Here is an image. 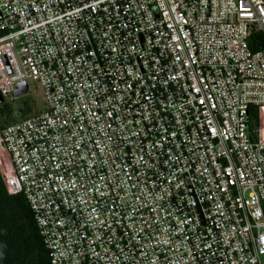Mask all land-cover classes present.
I'll return each mask as SVG.
<instances>
[{
	"label": "built area",
	"instance_id": "obj_1",
	"mask_svg": "<svg viewBox=\"0 0 264 264\" xmlns=\"http://www.w3.org/2000/svg\"><path fill=\"white\" fill-rule=\"evenodd\" d=\"M257 34L264 0H0V109L46 105L0 114V172L49 264H264Z\"/></svg>",
	"mask_w": 264,
	"mask_h": 264
},
{
	"label": "trees",
	"instance_id": "obj_2",
	"mask_svg": "<svg viewBox=\"0 0 264 264\" xmlns=\"http://www.w3.org/2000/svg\"><path fill=\"white\" fill-rule=\"evenodd\" d=\"M252 51L264 48V40L260 35L249 41ZM23 106L22 114H14L5 106L0 114L5 116L4 123L15 122V117L27 114ZM259 110L249 111L251 128L259 124ZM0 264H49L47 250L39 236L32 212L22 193L12 194L5 185L4 176L0 172Z\"/></svg>",
	"mask_w": 264,
	"mask_h": 264
},
{
	"label": "rangeland",
	"instance_id": "obj_3",
	"mask_svg": "<svg viewBox=\"0 0 264 264\" xmlns=\"http://www.w3.org/2000/svg\"><path fill=\"white\" fill-rule=\"evenodd\" d=\"M26 106L28 109L27 114L19 115L18 117L14 116L15 121H20L24 119L25 117H31L40 113H43L45 111L46 105L44 104L43 101V92L39 86H37L34 82L28 81V92L24 96H21L14 101H11L7 104V107L12 111L13 113L21 110V107ZM22 114V112H19V114ZM15 114V113H14ZM2 156L5 161V165L1 166L0 165V170L1 172H8V159L5 157L4 153H2ZM0 155V158H2ZM2 160V163L4 162ZM8 175L7 173L5 176ZM264 262V259H263Z\"/></svg>",
	"mask_w": 264,
	"mask_h": 264
},
{
	"label": "water",
	"instance_id": "obj_4",
	"mask_svg": "<svg viewBox=\"0 0 264 264\" xmlns=\"http://www.w3.org/2000/svg\"><path fill=\"white\" fill-rule=\"evenodd\" d=\"M26 91H27L26 85L25 84H20L19 88L14 91V96L19 97V96L25 94ZM1 103H2V99L0 97V104ZM6 184H7V189H8V191L10 193L16 194V193L19 192V188H18V185H17V182H16L15 179L12 178V179L7 180Z\"/></svg>",
	"mask_w": 264,
	"mask_h": 264
}]
</instances>
